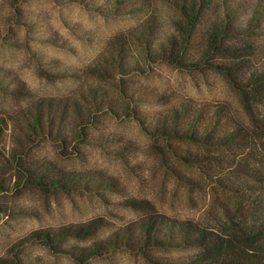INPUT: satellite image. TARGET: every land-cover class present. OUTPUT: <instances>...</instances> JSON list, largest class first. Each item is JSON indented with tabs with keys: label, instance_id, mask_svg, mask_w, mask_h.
<instances>
[{
	"label": "rangeland",
	"instance_id": "374dc122",
	"mask_svg": "<svg viewBox=\"0 0 264 264\" xmlns=\"http://www.w3.org/2000/svg\"><path fill=\"white\" fill-rule=\"evenodd\" d=\"M188 1L0 0V264H213L226 212L264 213L236 89L264 69V0H205L182 35ZM223 23L232 52H205Z\"/></svg>",
	"mask_w": 264,
	"mask_h": 264
},
{
	"label": "trees",
	"instance_id": "16d2710c",
	"mask_svg": "<svg viewBox=\"0 0 264 264\" xmlns=\"http://www.w3.org/2000/svg\"><path fill=\"white\" fill-rule=\"evenodd\" d=\"M210 3L212 0H208ZM209 2L205 0H190L188 1L187 9L184 10V6H181V21L177 22L179 28L177 29L179 34L184 35L188 33L190 29L194 26V20L198 17L200 12V7L208 6ZM227 23H223L221 28L212 26L207 34L205 44V52L214 51L216 48L223 50L224 53L232 52L231 49L224 46V38L221 36V32L226 30ZM220 30V31H219ZM219 31V32H218ZM254 35V34H250ZM222 37V38H221ZM249 43L251 41L246 38ZM169 48L173 50L174 48L182 46V44L173 38H169ZM183 42V38L181 40ZM148 43L145 42L143 47L146 49ZM247 43V47H248ZM163 48V47H161ZM238 49L237 45L233 47V51ZM243 61H239L238 66ZM233 64V63H232ZM237 64H234L235 69L238 68ZM226 77L232 81L233 71L231 70V65L224 66L222 70ZM250 80L254 82L252 91L246 92L244 88L239 86L236 87L242 104L249 113V119L255 125L258 123H264V119H259L253 109V101H257L261 95V89L264 85V69L260 72H252L250 75ZM256 106V104H255ZM174 116V123L176 122V115ZM29 128L31 131L39 132L41 130V120L37 115L33 116L32 121H30ZM174 128V125H172ZM170 135H175V131L172 130ZM185 137L188 139H195V134L191 131L189 133L184 132L180 137ZM209 134H205L206 138ZM253 176L257 179L264 181V164L253 169ZM227 223L222 224L221 231L223 233H215L210 238L203 237L204 235L199 234L201 239V250L202 254L200 261L213 263V264H264V213L260 214L258 217L253 218L249 221L244 215H240L238 211H228L226 212ZM148 231L144 230L142 234V240H146Z\"/></svg>",
	"mask_w": 264,
	"mask_h": 264
}]
</instances>
